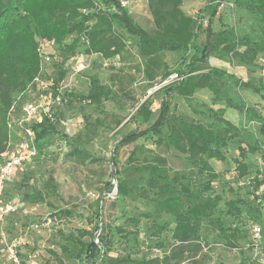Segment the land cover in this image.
Returning <instances> with one entry per match:
<instances>
[{
  "label": "trees",
  "instance_id": "16d2710c",
  "mask_svg": "<svg viewBox=\"0 0 264 264\" xmlns=\"http://www.w3.org/2000/svg\"><path fill=\"white\" fill-rule=\"evenodd\" d=\"M145 1L152 32L139 26L119 0H0V156L8 149L9 119L37 97L36 78L47 82L51 59L47 55L49 61L43 60L39 41L53 43L60 68H64L77 54L97 55L103 61L118 57L120 61L128 38L140 60L145 88L172 73L181 78L153 93L160 97L156 108L149 98L136 103L128 120L132 129L122 133L124 119L115 120L110 129L120 127L114 133L119 139L111 162L116 185L106 182L104 193L116 189L117 196L110 203L117 208L122 225L100 222L102 192L88 217L91 230L59 231L58 252L48 250L56 264H208L213 249L203 253L204 247L211 248L202 237L204 231L213 235L215 244L233 251L241 249L239 242H246L252 229H264V167L255 162L264 165V83L244 81L209 64L210 59L227 60L251 72L258 65L263 70L259 58L264 54V0H212L202 10L207 15L205 26L202 17L183 12L184 0ZM222 5L247 15V26L240 31L231 26L214 30L213 21ZM102 6H113L115 12ZM167 55L178 56L176 68L169 67ZM65 75L61 69L50 92L44 94L54 98ZM201 91L208 93L209 103L196 98ZM245 93L259 102L249 105ZM122 96L131 100L128 94ZM60 99L51 116L33 126L37 157L16 171L24 170V203L52 207L47 198L56 192L53 180L41 188L28 181L56 140L66 149L65 159L76 166L100 163L101 158L88 146L105 124L92 115L100 114L106 102L115 103L117 111L126 110L113 86L103 84L95 74L88 77L86 93L62 90ZM177 99L185 103L191 116L178 109ZM61 105L75 109L82 119L81 130L73 136L59 130ZM227 110L238 114L237 125L225 117ZM130 146L120 164L119 150ZM160 150L184 158L185 168L173 171ZM212 161L232 165V183L243 186L229 189L230 198H223L213 187L219 174ZM128 200L142 202L145 209H125ZM77 216V211L60 208L51 214L54 221ZM142 246L149 253L139 256ZM113 250L125 254L109 256ZM213 264L226 263L216 260Z\"/></svg>",
  "mask_w": 264,
  "mask_h": 264
},
{
  "label": "rangeland",
  "instance_id": "374dc122",
  "mask_svg": "<svg viewBox=\"0 0 264 264\" xmlns=\"http://www.w3.org/2000/svg\"><path fill=\"white\" fill-rule=\"evenodd\" d=\"M210 1L212 0H184L182 10L186 15L202 17L204 20L203 26H205L207 15L202 10ZM128 3V12L135 22L148 32H152L153 26L147 12L146 1L128 0ZM249 20L247 15L236 11L232 6L222 5L219 7L217 16L213 21V28L217 30L222 26H231L240 31L247 26ZM126 44L127 49L122 53L117 67L110 64L104 65L99 57L91 58L77 54L64 68H60L61 60L57 57L52 47H44L42 49V53L49 55L51 59L46 72L49 84L53 85L58 77V72L64 69L66 75L63 81L59 83V87L63 91L70 90L71 92L83 94L88 91V77L95 74L103 84L113 86L126 110L117 111L115 103L106 102L100 114L92 115V119L98 117L105 124V127L99 130L96 139L88 146V150L93 155L101 158L100 163L76 166L70 160L65 159L66 149L63 143L58 140L53 141L54 143L49 149L48 157L36 166L30 181H28L29 185L35 183L41 188L43 183L49 179L53 180L56 192L53 196L47 198V202L51 203L52 207L46 206L44 203L29 204L22 201L23 188L21 183H23L22 185L27 184L23 180L24 170L16 172L6 183L4 201L12 206V210L0 223V240H5L19 264H56L48 254V250L58 252L56 243H58L60 238L59 231L68 233L74 229L91 230L93 223H89L88 217L94 211V202L102 192L100 222L102 224L111 222L114 225H122V220L117 214V208L110 203L117 196L116 189L114 188L110 193H104V184L106 182L111 181L116 185V181L112 178L114 168L111 162L114 145L119 139V135H114V133L120 127L114 129V131L110 129L114 127L115 120L122 119H124L121 124V126L124 125L122 133L133 128V125L128 123V120L138 106L136 103L142 101L148 90V88H145L146 83L141 73L140 60L130 39L127 38ZM259 60L262 61L261 69L263 70L258 69L260 68V65H258L254 72L227 60L210 59L209 64L217 69L234 73L244 81L250 79L256 84L259 79L264 83V54ZM178 61L179 58L176 55H167L166 57V62L171 69L176 68ZM82 64L84 68L76 72L77 66ZM124 94H128L131 100L123 98L122 95ZM243 96L249 105L259 102V99L250 93H245ZM198 97L199 101L203 99L206 102H210L205 92L200 93ZM149 99L154 104V108L160 103V97L155 95L150 96ZM176 105L181 112L191 116L188 107L184 103L178 100ZM59 111L63 114L59 127L60 132L73 136L81 130L83 126L82 119L77 116L75 109L70 110L66 106L61 105ZM226 118L234 125L239 123V116L233 110L227 111ZM130 150L131 146L119 150L118 161L120 164L123 163ZM159 152L167 157L169 166L173 171L185 168L184 158L179 157L176 153L172 151L165 152L164 150ZM255 162L259 163L261 168L264 167L260 161L256 160ZM211 164L219 174V179L213 183L216 193L221 194L226 199L231 197L230 190L234 191V188L240 189L243 187L241 183H232V175L230 173L232 165L226 167L224 164L215 161H212ZM240 192L242 191L240 190ZM239 195H242V193ZM56 208L77 211L78 216L72 219L54 221L51 214L54 213ZM124 208L140 211L145 209V206L140 201L128 200ZM252 230L248 232L246 242L243 240L239 242L241 249L233 251L226 250L223 245L215 244L213 235L204 231L202 237L209 242V247L211 248L204 247L203 253L206 254L208 249H213L209 252L211 261L208 264H213L216 260H222L226 264H264V229L259 228L260 238L258 240L254 238ZM95 234L98 235L99 231ZM95 243H97V240H95ZM166 249L168 252L170 247L167 246ZM6 251V247L1 244L0 259L4 264H13L8 261ZM140 251H142V254L139 256L149 253L144 246L140 248ZM117 254L123 256L125 253L120 250H113L109 256Z\"/></svg>",
  "mask_w": 264,
  "mask_h": 264
},
{
  "label": "built area",
  "instance_id": "2783aa9c",
  "mask_svg": "<svg viewBox=\"0 0 264 264\" xmlns=\"http://www.w3.org/2000/svg\"><path fill=\"white\" fill-rule=\"evenodd\" d=\"M119 5L121 8L128 10V0H119ZM102 9L107 12H115V8L113 6H102ZM52 45V42L39 41V52L44 57L43 60L45 62H48L49 58L47 55L42 53V49L44 47H52ZM87 57L94 58L99 56L91 55ZM102 62L104 65L110 64L117 67L119 58L115 57L110 61L102 60ZM83 68V64L78 65L76 72H79ZM179 80H181V78L177 74L172 73L164 81L150 87L146 91V95L141 102L152 96L159 88ZM34 84L38 89L37 97L25 102L21 107L19 115L11 117L7 124L9 133L8 149L0 156V223L3 222L8 213L12 210V206L6 204L3 200L5 184L18 169L32 163V161L37 157L33 126L40 123L43 117L49 118L54 107L59 106L61 103L60 96L63 90L61 87L58 88V94L53 98L49 94H44L45 92H50L49 87L51 84L42 81L39 77L34 80ZM252 232L254 238L258 240L260 238L259 228H254ZM1 244L6 247L8 261L13 264H19L17 258L13 255L11 248L8 247L4 239L0 240V245ZM0 262L4 263L2 260H0Z\"/></svg>",
  "mask_w": 264,
  "mask_h": 264
},
{
  "label": "crops",
  "instance_id": "0c3cea01",
  "mask_svg": "<svg viewBox=\"0 0 264 264\" xmlns=\"http://www.w3.org/2000/svg\"><path fill=\"white\" fill-rule=\"evenodd\" d=\"M211 65V64H210ZM229 73H231V72H229ZM234 74V73H233ZM237 76V75H236ZM238 77V76H237ZM239 78V77H238ZM243 80V79H242ZM202 92H205V91H201V92H199V93H197L196 94V98L197 99H199V97H198V95L200 94V93H202ZM207 95H208V93L207 92H205ZM208 98H209V100H210V97H209V95H208ZM179 99H177L176 101H178ZM179 101H181V100H179ZM200 101H202V102H204V103H209V102H206L205 100H200ZM182 103H184L183 101H181ZM185 104V103H184ZM228 111V110H227ZM227 111H226V114H227ZM183 113V112H182ZM185 114V113H184ZM226 114H225V117H226ZM185 115H188V116H190L189 114H185Z\"/></svg>",
  "mask_w": 264,
  "mask_h": 264
}]
</instances>
